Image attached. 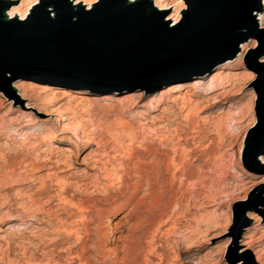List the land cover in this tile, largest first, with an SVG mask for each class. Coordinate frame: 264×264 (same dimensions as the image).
Wrapping results in <instances>:
<instances>
[{"label": "rangeland", "instance_id": "rangeland-1", "mask_svg": "<svg viewBox=\"0 0 264 264\" xmlns=\"http://www.w3.org/2000/svg\"><path fill=\"white\" fill-rule=\"evenodd\" d=\"M42 2L44 5L33 17L53 21V8L47 7L50 0ZM53 2L64 14H71L75 23L71 0ZM166 3L173 8L158 15L163 25L173 28L180 22L186 4L184 0ZM13 4L0 0V27L19 29L32 13L31 8L23 21L12 16L7 19L4 8ZM148 5L153 8V4ZM85 10L81 8L80 14L87 19L90 10ZM260 10L264 11V0L260 1ZM256 12L247 21L251 35L241 42L245 47L254 44V49L238 50L240 43L234 55L244 54L247 68L240 70L243 76L239 80L226 82L221 89L213 88L209 79L226 70H207L203 64L193 74L190 68L177 67L116 86L94 82L88 84V89L80 88L77 81L81 82V78L73 74H51L42 68L13 65L14 76L9 71L0 75V219L7 215L11 220L0 227L2 264L7 257L13 264H44L48 260H52L50 264H79L80 248L83 243L90 247L96 241L94 234L100 227L107 228L106 235L99 238L105 250L117 249L125 239V245L131 248L128 264H255L251 252L242 257L238 250L241 243L254 241L257 250L264 251V190L255 194L251 190L264 180V108L259 115L257 101L264 91V65L258 63L264 58V30L260 29L264 20H257ZM169 15L178 16V21H167ZM233 58L217 62L224 64ZM195 82L202 85L180 94L167 91ZM14 85L20 92H15ZM44 88L51 91L44 92ZM19 93L31 97L27 102L30 108L19 102ZM160 94L165 102L150 113ZM179 95L191 105L184 108L177 100ZM250 97L255 100L253 107L246 106ZM52 102L57 104L51 107L61 112L73 111L78 117L75 121L82 119L84 126L92 113H99L94 116L99 132L92 131L87 139L106 145L109 156L98 168L114 172L110 178L101 180L95 177L97 171L88 170L93 155H100V150L94 145L85 150L84 142L76 145L73 127L59 134L61 122L53 120L50 129L60 139L55 144L61 151L57 164L65 159L68 166H57L54 160L48 164L43 159L41 151L48 148L47 134L41 139H29L30 146L23 144V130L34 123V118H46L42 112L50 109ZM34 109L40 113L35 114ZM260 118L263 122H259ZM127 124L129 131L122 132ZM126 132L134 137L145 135L146 142H139L141 138L134 142ZM151 164L155 165L156 185L151 191L145 190L146 182L135 188L132 184L136 171ZM87 175L93 178L83 185ZM63 197L68 201L73 197L72 202L83 203L84 208L69 218L68 209L61 210ZM136 203L139 206L132 211ZM96 207L107 214L91 223L95 213H89V209ZM36 217L43 223L21 236L17 225L33 222ZM108 219L112 225L121 222L117 232ZM67 220L74 221V227L82 224L87 228L81 242L76 234L65 236L54 230ZM48 224L53 229L44 232ZM114 232L120 242L105 244ZM122 256L117 252V259ZM91 263L98 261L95 258Z\"/></svg>", "mask_w": 264, "mask_h": 264}, {"label": "water", "instance_id": "water-1", "mask_svg": "<svg viewBox=\"0 0 264 264\" xmlns=\"http://www.w3.org/2000/svg\"><path fill=\"white\" fill-rule=\"evenodd\" d=\"M184 1L186 10L173 28L163 25L158 14L164 12L141 0L131 5L101 0L87 19L80 14L75 23L57 5L53 21L36 20L31 13L19 29L0 27V75L9 71L14 76L16 65L110 87L116 80H141L177 67L232 59L251 35L247 21L260 10L261 0ZM257 101L261 115L264 91Z\"/></svg>", "mask_w": 264, "mask_h": 264}, {"label": "bare ground", "instance_id": "bare-ground-1", "mask_svg": "<svg viewBox=\"0 0 264 264\" xmlns=\"http://www.w3.org/2000/svg\"><path fill=\"white\" fill-rule=\"evenodd\" d=\"M3 1L6 2V0H3ZM42 1H45V0H9V2H14V4L12 6L8 7V8H4L5 9L4 10V17H6L7 19H11L10 18L11 16L14 17V18L18 17L20 21H23L26 18L25 16L28 15L27 11H29V9L32 8L31 11H30V12H32V14L34 12H38L39 11V8L42 7V5H44L43 4L44 2H42ZM100 1L101 0H71L72 8L74 9L73 11L75 12L74 18L78 17L80 15V13L82 12V11L80 12L81 8H86L85 11H89V10L92 11V10L95 9V6L100 3ZM124 1L127 2L130 5L131 4H135L137 2V0H124ZM261 1H263V0H261ZM141 2L143 4H150V3L153 4V8L156 11H158V12L170 11L173 8V7L167 5L166 0H141ZM53 3H54L53 0H50V3L47 5V7L48 8H53L51 10V13L56 15L57 8H56L55 4L53 5ZM92 7H94V8H92ZM261 11L262 10L257 11L255 13L256 15H254V16L257 17V20H264V11L263 12H261ZM178 18H179L178 16L169 15L166 18V20L167 21L168 20H172V24H175L178 21ZM260 29L264 30V23L262 24ZM262 34H264V31L262 32ZM244 44L245 43H241L239 45V49L238 50L241 49V50H244V52L249 50L251 52L254 49V47H255L254 44H251L250 47H245ZM243 56H244V54L241 55L240 57H234L233 61H227L224 64H219L218 62H212L211 63V62H208V61L203 63V65H204L203 68L207 69V70H209L211 68H215V69H219V70H226L224 73L223 72H219V73H217V75H214V76H212L209 79V82L211 83L213 88H217L218 87V88L221 89V88H223V86H224V84L226 82H228V83L229 82H235V81L239 80L240 77L243 76V74H242V72L240 70H242L243 68H247L246 62L243 60ZM258 63L264 65V58H260L258 60ZM211 64H213V67H210ZM189 68L191 70V74H193L196 71L195 69L198 68V66L189 67ZM250 79H253V77L250 76ZM137 81H138L137 79H127V80L122 81V82L120 80H116V82L113 83V84H115V86H116V85H118V83L119 84H125L126 82H137ZM75 82H73V83H75ZM77 83H79L77 85L80 88L88 89L90 87L87 84L88 81H84V84H82V82H78V81H77ZM196 85H202V84L201 83L198 84L196 82L192 83L191 85L182 84L179 87L169 88L167 91L171 90V93H175V94L179 93L180 94V92L186 91V89L189 88V87L193 89ZM93 86H95V84ZM104 86H107V85H104ZM13 88H14L15 92H20V90H21L16 85H14ZM44 89H45L44 92H50L51 91L50 88H44ZM23 90H25V88ZM186 92H185V94H186ZM25 93L24 94H20L19 93V94H17V96L19 97V102H23L24 103L23 106H25L27 108H30L27 102L31 100V97L29 95L25 94ZM161 94L155 100L154 105L152 106V108L149 111L150 113L160 109L162 104L165 102L163 97L161 96ZM76 98H77V100H80V101L83 99L82 97H76ZM177 100L180 101V104L184 108H187L188 105L189 106L191 105V103H189V102L187 103V101H185L180 95L177 96ZM55 104H57V103L56 102H52V103H49V106L51 107V106H53ZM254 105H255V100H254L253 97H250L247 100L246 106L247 107H253ZM191 110L192 109H190L189 111L191 112ZM34 111H35V114L40 113L39 111H37L35 109H34ZM10 112L12 113L13 111H10ZM42 114L46 118H43V119L34 118V123L30 124L26 128L25 131L23 130V135H21V137H20L21 141H25L23 144H26V145L30 146L32 144L29 143V141H28L29 139H31V140L41 139L43 134H47L48 135V148H46V150L41 151V153L44 155L43 159H45L46 163L49 164L52 160H54L55 161L54 164H57L58 160L61 159V157H60L61 156V153H60L61 151L59 149H57V147H55V144L58 143L60 139H58L56 133H54V131L52 129H50L51 128L50 124H52L53 120L57 121V122H61V128H60L59 134L67 133V131L70 129V127L71 128L73 127L74 132L76 134L75 135V139H74V142H75L76 145H79L82 142H84L86 144V146H87L85 148V150H89L93 145L96 146V148L100 150V152H101L100 155H93V157L91 159L92 160L91 161L92 166L90 168H88V170L97 171L98 174L95 177L100 178L101 180H106V179L110 178V176L114 172L107 171L106 168H104V167H101V168L99 167L98 168V164H101L102 159L105 158V157L107 158L109 156V154L106 152V145L105 144H101L100 142H94L93 138L92 139H87V136L93 133L92 131L96 130L97 133L99 132L98 126L96 127L97 123L95 124V122H96L95 119L96 118H94V116H97V114H99V113H97V112H96V114L92 113L91 114V119L88 120V122L85 123V126H84V123L82 122V119H80L78 121H75V118H78V117L77 116L75 117V114H74L73 111L61 112L59 109L51 107L50 109H47L45 112H42ZM109 114L110 113H106V116H108ZM188 114H187V116H188ZM99 116H101V115H99ZM145 126H146V124H145ZM123 127L121 129L122 132H124V130H126V131L128 130L129 131L128 124H127V126H123ZM116 131H118V130H116ZM124 134L126 136L131 137L134 142L137 141L138 138H141L139 142L144 143V142H146V139H147V138L145 139V137H144L145 135H143V137H142V135H139L140 137L139 136L138 137H134V136H132L131 132L130 133L126 132ZM62 160L63 161L60 164H57V166H61V165L68 166V163L65 161V159H62ZM261 164L264 166V158H262V163ZM2 170L3 169L0 168V172ZM154 171H155V165L154 164H151L150 166H147V167L145 166V168L144 167L143 168L142 167L139 168V170L136 171V177L137 178L135 179V181H134V183L132 185L135 186V188H138L139 185H141L142 182H146L147 187H146L145 190L151 191L153 189V187L156 185V178H155ZM92 178H93L92 175H87L84 178V180H82V184L84 185L86 180L92 179ZM263 184H264V180L262 182L260 181L256 185H254L252 187V189H251V190H253V193L255 194V193L262 192L264 190V187H262ZM63 199H62L63 201L60 203V204H62V209L61 210H63L64 207L67 208L68 211H69V214H68L69 218H71V216L75 212L79 211V209L84 208L83 207V203H80V202L76 201L78 203L74 204L72 202L73 197H70L71 201H68L66 197H63ZM138 206H139V204L136 203L134 205L132 211L135 210L136 208H138ZM51 211H52V209H51ZM132 211L128 212L125 216H129L132 213ZM92 212L95 213V216H93V219L91 220V223H96L98 220H100L102 217H104L105 214H107L106 210H103V209L98 208V207L93 208V209H89V213L92 214ZM3 214H5V213H3ZM3 216L4 217L0 219V227H4L6 224L11 222V220L8 219L7 215H3ZM248 217L252 218L253 216L252 215H248ZM73 222L74 221L69 222L67 220L64 223H61L56 228H54V230H56L59 233L64 234L65 236H70L72 234H76L75 236L77 237V241L81 242L83 240V238L87 236V231L88 230L82 224L76 225L75 226L76 228H75L74 227L75 223H73ZM107 222L112 225V222H110L109 219H108ZM41 223H43V221L36 217V219L33 222L29 221L27 223L17 225L18 226L17 230H18L19 234L22 236L24 233L30 231L32 228H36L37 226H40ZM120 225H121V222L115 223L112 226H113L114 230L116 231L120 227ZM134 226L130 227V229H129L130 231H128L129 234L134 229ZM45 227L47 229H44V232H47L49 229H53L52 225H50V224L46 225ZM106 230H107V228L105 229V227H100L99 229H97V231L95 229L96 233L94 234L95 235L94 237H97V239L94 238V239H96V241L92 242L90 247H85V243H83L82 247L80 248L81 257L79 256L80 259H78V260H80L79 264H92L91 260H93L95 258L98 261V264H105V263H110V264H128L130 262L129 261V257L131 255V248L128 245H125V239L123 240L124 242L119 247H117V249L115 247V249L112 250V251L105 250L104 246L99 244V240H100L99 238H101V237L106 235V233H107ZM116 232L111 233L110 238L106 241L105 244H114L116 242H120L119 237L116 238V234H117ZM254 244H255L254 241L243 242V243H241L239 245L240 248H239L238 252H239V254L242 257H245L246 255H248L249 252H251L255 256V260H254L255 264H264V251L257 250L258 246L254 245ZM6 247H8V245ZM1 248H3V247H1ZM117 252L123 253V256L120 257L119 259L116 258ZM89 253H91V255H89ZM85 256H87V257H85ZM79 257H77V258H79ZM51 261L48 260L47 263H44V264H50ZM0 264H2V260L1 259H0ZM3 264H13V262H12V260H10L7 257L6 261ZM54 264H60V262L56 261ZM237 264H240V263H237Z\"/></svg>", "mask_w": 264, "mask_h": 264}, {"label": "snow or ice", "instance_id": "snow-or-ice-1", "mask_svg": "<svg viewBox=\"0 0 264 264\" xmlns=\"http://www.w3.org/2000/svg\"><path fill=\"white\" fill-rule=\"evenodd\" d=\"M253 131H255V129H253ZM249 134L251 135V132Z\"/></svg>", "mask_w": 264, "mask_h": 264}]
</instances>
